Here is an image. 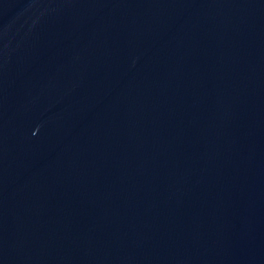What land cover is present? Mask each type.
Wrapping results in <instances>:
<instances>
[{
    "label": "water",
    "instance_id": "95a60500",
    "mask_svg": "<svg viewBox=\"0 0 264 264\" xmlns=\"http://www.w3.org/2000/svg\"><path fill=\"white\" fill-rule=\"evenodd\" d=\"M0 264H264V0H0Z\"/></svg>",
    "mask_w": 264,
    "mask_h": 264
}]
</instances>
